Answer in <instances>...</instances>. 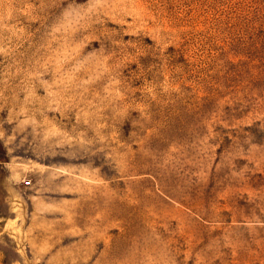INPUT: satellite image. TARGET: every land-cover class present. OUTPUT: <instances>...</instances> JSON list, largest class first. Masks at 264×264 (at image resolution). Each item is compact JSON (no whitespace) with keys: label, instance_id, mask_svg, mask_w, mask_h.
<instances>
[{"label":"rangeland","instance_id":"1","mask_svg":"<svg viewBox=\"0 0 264 264\" xmlns=\"http://www.w3.org/2000/svg\"><path fill=\"white\" fill-rule=\"evenodd\" d=\"M0 264H264V0H0Z\"/></svg>","mask_w":264,"mask_h":264}]
</instances>
